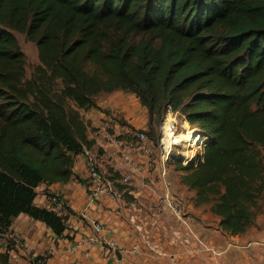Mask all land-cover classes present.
<instances>
[{"label": "trees", "instance_id": "16d2710c", "mask_svg": "<svg viewBox=\"0 0 264 264\" xmlns=\"http://www.w3.org/2000/svg\"><path fill=\"white\" fill-rule=\"evenodd\" d=\"M13 31L36 45L29 78ZM118 90L146 108L153 142L168 109L206 137L197 161L175 163L219 230L264 217V0H0V264L20 214L71 239L36 189L72 180L94 145L81 110Z\"/></svg>", "mask_w": 264, "mask_h": 264}, {"label": "crops", "instance_id": "0c3cea01", "mask_svg": "<svg viewBox=\"0 0 264 264\" xmlns=\"http://www.w3.org/2000/svg\"><path fill=\"white\" fill-rule=\"evenodd\" d=\"M96 101L98 108L81 110L89 125L88 138L94 141L87 152L103 177L120 176L111 184L118 197L89 196L92 175L81 153L72 180L40 184L34 201L49 209L52 197L48 195H54L68 204L71 214L65 235L71 239L57 237L43 222L20 214L10 228L16 241L11 238L15 245L9 264H33L41 255L46 256V264H264V217L239 235L210 227L211 213L194 205L195 192L181 183L176 160L161 159L159 140L140 145L131 139L128 127L148 130V113L137 97L118 90L101 94ZM106 129L118 143L107 138ZM128 175L130 179L123 180ZM118 185L124 190H118ZM166 196L179 200L187 225L164 204ZM95 223L106 227V239L113 240L122 253L108 255L99 247L81 246L94 234ZM197 239L214 253L204 251Z\"/></svg>", "mask_w": 264, "mask_h": 264}, {"label": "built area", "instance_id": "2783aa9c", "mask_svg": "<svg viewBox=\"0 0 264 264\" xmlns=\"http://www.w3.org/2000/svg\"><path fill=\"white\" fill-rule=\"evenodd\" d=\"M179 114L178 112H173L171 110H167L164 118L162 120V124L159 129V145L161 150V159L163 161H168L170 159H175L181 161L182 165H187L191 161H197L198 158L202 155V149L206 142V137L200 134L197 131H194L200 137V140L189 141L187 143H177V135L180 132V124L178 122ZM107 131V138L110 139L114 143H118L117 138L114 133H109ZM128 133L136 144H142L148 142L150 139L145 130H136L131 127H128ZM198 149L200 151H198ZM84 157L85 163L88 165L91 175L92 182L89 184L88 194L90 197L99 199L104 195H110L112 198L116 199L118 197L117 192H113L111 189L112 180L103 177L97 167L94 165L90 156L87 152V149L82 153ZM130 179V176L124 177L123 180L127 181ZM180 202L172 198L171 196L164 197V204L170 209L173 215L181 221L184 225L187 223L181 216L180 210ZM49 209L53 210L60 216H70V211L68 204L59 199L58 196L52 197L50 200ZM94 234L85 238L82 242H80L81 246L84 247H99L103 252L108 253V255H115L117 253H122L123 250L119 249L116 243L113 240L106 239L105 233L107 231L106 227L103 224L95 223L94 224ZM191 232V229H190ZM10 238L13 236L10 234ZM13 240L16 241L15 238ZM198 244L202 247V249L206 252L214 253V251L207 245H204L202 241L197 239ZM135 252V248L132 250ZM33 264H46V256H37L33 260Z\"/></svg>", "mask_w": 264, "mask_h": 264}, {"label": "rangeland", "instance_id": "374dc122", "mask_svg": "<svg viewBox=\"0 0 264 264\" xmlns=\"http://www.w3.org/2000/svg\"><path fill=\"white\" fill-rule=\"evenodd\" d=\"M12 33L14 34L15 38L17 39L19 46L25 55L26 77L29 78L32 75L34 68L39 64V58H38L36 45L34 43L28 42L23 34H20V33L14 32V31ZM178 122L180 124V132L179 133H181V132L185 131V126H183L182 123L186 122V120L184 117L179 115ZM161 124H160V126H161ZM160 126L157 127L158 132H159ZM186 127L190 128L193 131H197L200 134L199 130L192 128L190 125H186ZM198 151H200V150L198 149ZM263 154H264V148H263ZM201 208L204 209V213L209 211L208 210L209 208H207V206H201ZM261 217L262 216H260V218ZM217 222L218 221L216 220V218L212 214H209L208 224L210 225V227H217ZM263 224H264V221L261 222V225H263ZM7 239H8L7 236H5L4 240H3L4 244H5Z\"/></svg>", "mask_w": 264, "mask_h": 264}, {"label": "bare ground", "instance_id": "6f19581e", "mask_svg": "<svg viewBox=\"0 0 264 264\" xmlns=\"http://www.w3.org/2000/svg\"><path fill=\"white\" fill-rule=\"evenodd\" d=\"M183 126H185V131L179 133L177 135V143H187L189 141H194V140H200V137L198 134H196L193 130L190 128H187L186 125H189L187 122L182 123ZM167 194V193H166Z\"/></svg>", "mask_w": 264, "mask_h": 264}]
</instances>
